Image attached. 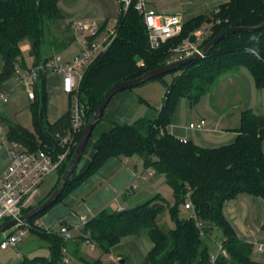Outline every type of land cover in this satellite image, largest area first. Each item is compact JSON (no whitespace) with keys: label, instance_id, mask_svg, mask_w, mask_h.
Instances as JSON below:
<instances>
[{"label":"trees","instance_id":"16d2710c","mask_svg":"<svg viewBox=\"0 0 264 264\" xmlns=\"http://www.w3.org/2000/svg\"><path fill=\"white\" fill-rule=\"evenodd\" d=\"M135 3L136 0H132L127 9L119 4L116 37L83 74L77 101L84 117L75 137L76 145L95 108L113 85L136 79L166 65L170 50L191 37L196 30L210 29L208 38L201 44L203 48L228 28L256 27L264 23V0H229L208 15L183 23L178 36L153 50L149 47L143 17L134 8ZM63 21L66 19L59 8V0H0V84L20 68H26L19 46L22 41L29 43L33 68L45 66L54 55H59L73 44V24L69 21L65 29L72 33L68 37L50 39L51 26ZM105 25H100L98 34ZM88 39L92 40L94 36ZM47 45L52 47V54L47 52ZM242 67L250 72L257 88L264 85V28L226 36L204 57L169 72L176 74L169 84L163 79L166 74L153 79L165 85L158 116L153 119L140 117L131 124L113 123L96 139L94 154L87 168L75 177L73 172L51 207L93 176L110 158L134 156L142 161L145 172L154 171L164 177L173 193L172 206L160 194H155L119 212L102 210L74 231L77 235L73 237L72 234L69 241H63L58 232L33 226L30 232L47 242L48 255L24 257L17 264H62L66 251L81 264H261L252 258L253 246L236 236L222 214V206L226 201L245 195L264 200V116L251 110L243 111L233 143L218 148L183 142L168 131L180 99L196 103L211 90L219 77ZM32 88L34 98L29 110L33 131L8 123L6 139L20 144L29 152L50 150L54 154L61 153L63 148L59 140L71 133L72 99L69 95V109L57 121L50 123L47 119L45 73H39ZM101 120L102 116L97 124ZM75 148L59 168L55 188ZM55 188L35 206L25 209L23 214L45 201ZM187 194L193 214L182 218L179 208L184 206ZM51 207L27 222L33 225ZM166 211L174 222V228L165 229L160 225L161 216ZM61 224L68 225L65 222ZM140 231L146 232L152 244L150 251L144 255L136 245L125 242L126 237ZM215 232L221 235L225 255H219L212 262L208 242ZM82 242L98 248L103 255L109 256V260L90 261L81 253Z\"/></svg>","mask_w":264,"mask_h":264},{"label":"crops","instance_id":"0c3cea01","mask_svg":"<svg viewBox=\"0 0 264 264\" xmlns=\"http://www.w3.org/2000/svg\"><path fill=\"white\" fill-rule=\"evenodd\" d=\"M145 1L156 12L177 14L185 23L193 18L208 15L229 0ZM100 20H103V18H100ZM107 22L106 20L103 23L107 25ZM69 47L62 50L61 53L67 51ZM61 53H59L60 56ZM27 71V67L25 69L20 68L0 84V94L3 93L8 97V101L6 103L0 101L1 104H7L9 101L14 100L23 107H30L33 99L28 97L26 84L22 80ZM45 77L48 93L47 119L50 123H54L66 112L61 105V95H64L69 101V94L61 91V78L54 72L47 70ZM228 89L232 91L230 95L224 92ZM201 99L204 100V103L194 111L193 108ZM183 100L184 98L178 101L168 131L178 139L205 148H218L233 143L243 111L251 110L264 116V85L257 88L252 75L244 67L236 72L219 77L211 90L201 96L195 105L187 99H185L187 103L184 105ZM160 107L161 104L157 109H154L149 99L145 96L138 97L131 89L114 95L103 111L102 120L92 131L94 137L91 138L90 142L88 140L80 159V163L83 160L84 162L80 166L77 175L87 168L94 154L96 139L102 133L107 132L113 123L131 124L140 117L156 118ZM1 118H3L2 115ZM201 119L206 122L202 129L189 128L190 123ZM0 138L1 172L9 162L11 143L6 139V135L1 134V131ZM156 176L159 177L154 171H144L143 163L138 157L110 158L93 176L45 212L37 220L38 225L42 230L50 231L53 225L60 226L62 222L72 226L80 215H84L89 219L102 210L126 209L124 205H128L127 208H132L154 196V191H157L159 186L166 183L164 177L160 175L159 180L161 181L156 184ZM138 201L140 202L138 203ZM222 214L236 236L253 246L252 258L264 264V200L253 196H239L235 200L224 202ZM142 234L141 238H135L133 241L138 240L137 243L142 250L139 246L138 249L144 255L150 251L152 245L148 243L146 232ZM128 240L129 237H126L125 242L134 243ZM81 253L85 257L82 250Z\"/></svg>","mask_w":264,"mask_h":264},{"label":"built area","instance_id":"2783aa9c","mask_svg":"<svg viewBox=\"0 0 264 264\" xmlns=\"http://www.w3.org/2000/svg\"><path fill=\"white\" fill-rule=\"evenodd\" d=\"M118 1L123 5L124 9H127L132 2V0ZM134 8L143 17L151 49L160 48L162 44L180 34L183 22L179 15L158 13L150 8L145 0H136ZM105 28L98 34L100 25L96 22L87 20L76 21L73 24V30L75 36L74 42L78 53L66 61H63L56 54L45 66L33 68L22 77L30 99L34 98L32 83L37 79L40 72L45 73L47 70H50L61 78V91L69 94L72 99L71 133L59 140V145L63 148V152L58 154H54L50 150L29 152L20 144L11 143L9 147V162L0 172V224L12 219H18L23 215V211L30 207L45 178L50 173L59 170L67 160L72 149L76 146L75 137L81 129L84 117V112L79 107L77 101L79 84L88 66L98 54L104 52L109 47L116 37V28H110L106 31L105 36H101ZM209 34V28L196 30L191 37L184 39L178 46L170 50L168 63L183 60L195 54L201 56V44L208 38ZM91 36H94V39L89 40L88 37ZM0 101L6 103L8 97L1 93ZM205 123V120L201 119L190 123L189 128L200 130L204 127ZM182 141L186 142V140ZM184 208L193 212L189 194L186 195ZM121 210L123 209L117 208L116 211L119 212ZM88 220L86 216L80 215L72 226L60 224L58 233L63 241H69L72 238V232L78 231ZM33 226L39 227L38 222L35 221L33 225L25 222L14 226L16 228L15 232H12L5 240L0 242V248L7 249L9 246L17 245L30 232ZM218 242L217 254L210 255L212 262L219 255H225L222 241L219 240ZM93 248L94 246L91 245V249ZM63 252H65L64 249ZM110 259L113 260L112 257ZM68 263L69 259L64 257L62 264Z\"/></svg>","mask_w":264,"mask_h":264},{"label":"rangeland","instance_id":"374dc122","mask_svg":"<svg viewBox=\"0 0 264 264\" xmlns=\"http://www.w3.org/2000/svg\"><path fill=\"white\" fill-rule=\"evenodd\" d=\"M119 4L120 2L118 0H59V8L62 14L65 16L66 21L60 22L58 24H53L51 26L50 32L52 33V35L50 36V39L56 40L57 38L61 39L64 37H68L72 32L66 31L67 30L65 29L66 25H68L69 22L74 24L78 20H87L90 22H96L98 25L102 24L104 21L107 20L108 22L105 31L101 35V36H105L106 31H108L110 28L116 27L119 18ZM100 18H103V20H100ZM19 46L23 54L27 70L31 71L33 69V66H32V59L29 56V43L28 41L24 40L20 43ZM51 48L52 47L50 45H47L46 47L47 52H49L50 54L54 52L53 50H51ZM77 53H78V49L74 42L73 44L70 45L67 51H63L61 53L62 60L63 61L69 60ZM1 66H2V61L0 56V69ZM175 75L176 74L169 73L166 74L163 79L167 84H169ZM131 91L137 94L138 97L145 96V98L149 99L151 106L154 109H157L161 104L162 96L165 92V85L158 80H153L145 85L139 86L138 88L137 87L132 88ZM224 92L225 93L227 92V94L230 95L232 91L228 89L225 90ZM60 101L63 110L64 111L68 110L69 109L68 99L64 95H61ZM182 103L185 105V103L187 102L184 99ZM203 103H204L203 99H201L200 102H197L196 105L194 103L195 107L193 108V110L195 111L196 108L198 107L200 108V105ZM1 115L3 118H1ZM8 123L17 124L28 129L29 131H33L32 119H31V113L29 107L27 108L23 107L20 105V103H16L14 100L9 101L7 104L0 103L1 134L6 135L8 131ZM92 137H94V134L91 135L89 142ZM83 162L84 160L81 163L80 162L78 163L73 177L77 175L80 166L82 165ZM59 174L60 173H58V171H54L45 178V180L43 181V183L39 188L37 195L33 198L30 207L35 206L40 200L45 198L49 194V192L53 190V188H55V185L59 179ZM156 174L159 175V177L156 176V181H157L156 184H158L161 181L159 180L160 174L158 173ZM154 192L155 194L156 193L160 194L161 197H163L170 206L174 204V197L172 190L166 183L165 184L163 183V185L159 186L158 190ZM140 201H138V203ZM127 206L128 205H124V207L126 208ZM179 209H180V216L182 218H188L192 214V211L185 209L183 205L180 206ZM160 225L163 226L165 229L174 228L175 226L174 222L170 219L167 211L164 213V215L161 216ZM59 228H60L59 225L52 226V230L55 232H58ZM15 230H16L15 227H11L6 231L0 233V242L5 240L7 236L10 235L12 232H15ZM142 233H145V231H140L135 235L129 236L128 241L134 242L133 240L135 238L138 239L142 237L143 235ZM76 235L77 233L74 232L73 237H76ZM220 239H221L220 233L215 232L214 236L212 237V240L208 242L209 252L211 254H217V246L219 243L218 241ZM148 241H149L148 243L151 244L149 239ZM137 242L138 240L133 244L138 247L139 245ZM80 248L83 254L85 255V257L88 258L90 261L97 259H102L104 261L109 260V256L103 255L96 247L91 249V244L87 242H82ZM139 248L142 250L140 246ZM47 255H48L47 242L43 240L40 236H38L36 233L28 232L27 235L23 237L22 240L17 245L9 246L7 249L0 248V264H17L24 257L32 258L33 256H47ZM65 255L69 259L68 264H80L74 257L70 255V253H68V251L65 252Z\"/></svg>","mask_w":264,"mask_h":264},{"label":"water","instance_id":"95a60500","mask_svg":"<svg viewBox=\"0 0 264 264\" xmlns=\"http://www.w3.org/2000/svg\"><path fill=\"white\" fill-rule=\"evenodd\" d=\"M263 28H264V23L259 25V26H256V27H231V28H228V29L224 30L222 33H220L219 35H217L216 37H214L211 41H209L202 48L201 56L204 57L208 53L210 48H212L215 44H217L220 40H222L226 36H229V35L235 34V33H239V32H244V31H251V32L260 31ZM201 56L199 54H195V55H193L189 58L183 59V60L173 61V62L167 63L166 65H164L160 68L148 71L136 79L120 82V83L113 85L105 93L101 102L95 108L93 115L89 119L86 127L84 128V130L82 132V135H81V137H80V139L76 145V148L74 150L72 158H71L65 172L61 176L60 182L58 183V185L56 186V188L54 189L52 194L45 201H43L42 203L37 205L30 212L21 215L18 219H12V220L5 221V222L1 223L0 224V233L4 232L7 229L14 227L20 223H25V222L29 221L30 219H32L33 217H35L39 213L45 211L47 208L51 207L54 203H56V201L58 200L60 194L62 193L67 181L72 176V174L75 171L78 163L80 162V159H81L82 154L86 148V145L88 143V140L91 136V133H92L94 127L96 126L97 122L100 120L105 107L107 106V104L109 103V101L112 99V97L114 95H116L117 93H119L121 91L132 89L141 83L147 82L149 80H153L159 76H162V75H165L169 72H172L173 70L179 68L182 65H185L187 63H190L194 60L201 58Z\"/></svg>","mask_w":264,"mask_h":264}]
</instances>
